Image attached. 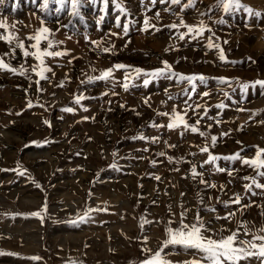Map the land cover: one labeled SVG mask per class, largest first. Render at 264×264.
Segmentation results:
<instances>
[{
	"label": "rangeland",
	"instance_id": "374dc122",
	"mask_svg": "<svg viewBox=\"0 0 264 264\" xmlns=\"http://www.w3.org/2000/svg\"><path fill=\"white\" fill-rule=\"evenodd\" d=\"M241 3L261 15L225 13L217 0H78L75 10L72 0H0L7 26L0 35L17 38L0 40V59L28 69H0V264H140L164 247L169 227L194 223L197 215L219 234L241 221L261 234L264 187L256 185H264V168L241 160L204 164L208 153L200 152L212 136L213 155L253 159L264 149V89L251 86L264 80V0ZM181 20L202 22L205 31L180 40L187 29L169 25ZM41 28L49 29L48 50L65 54L44 58L52 71L37 85L31 67L39 62L23 51H34L28 37ZM164 62L170 72L150 75ZM109 68V78L89 82ZM200 75L205 80H195L194 90L180 79ZM126 93L130 100L122 99ZM156 95L174 107L165 109ZM78 96L84 99L76 104ZM68 107L73 111L62 110ZM174 111L186 112L189 124L199 120L206 135L183 125L169 129ZM193 165L201 174L195 178ZM236 196L240 204L232 203ZM229 212L231 220L216 219ZM161 254L171 264L199 259L179 246Z\"/></svg>",
	"mask_w": 264,
	"mask_h": 264
},
{
	"label": "snow or ice",
	"instance_id": "6c2138e0",
	"mask_svg": "<svg viewBox=\"0 0 264 264\" xmlns=\"http://www.w3.org/2000/svg\"><path fill=\"white\" fill-rule=\"evenodd\" d=\"M153 3H155V0H152ZM165 0H161V3H164ZM172 3L176 4L179 3L180 0H171ZM191 3V0H189ZM78 0H72V5L73 9L75 10L77 6ZM217 4L219 7L223 9L225 13H230V12H235L237 10L243 9L246 11L249 15H256L259 16L261 15L258 12H254L251 8H249L247 5H244L241 3V0H217ZM158 15V14H157ZM224 21H220V23H223ZM145 30L148 28V20L145 19ZM7 26L0 22V28H6ZM170 28L172 29H177L178 27H184L187 29L186 33H180L178 38L180 40L185 39L186 35H191L193 39H195L197 36H200L203 34L205 31V26L201 22V24L197 27L195 25H189L186 24L183 20L180 21V24H171L169 25ZM210 31V29H208ZM124 31L127 32L128 28L127 26H124ZM49 29L47 28H41L37 33L34 35L28 37L30 41H34L30 45L31 49H34V51H27L25 49V44L22 41H18L16 43V47L24 50L23 55L25 57L32 56L35 58L36 61L39 63L31 67V71L35 72V74L39 77L38 80L35 81L37 85L40 84L42 80H47L48 77L45 75L47 72H51L52 69L49 67L44 66V58L49 57V56H61L64 55L65 53L62 52H53L49 51L52 47V42L48 40V34ZM14 39H17L16 37L12 36L11 33L8 35H0V40H5L8 43H11ZM46 41V47L42 48L41 47V42ZM208 48H213L214 45L209 39L208 43ZM216 47H219L216 45ZM105 52H108L109 49L105 48ZM221 60H224L225 57L223 55V52L221 50V54L219 57ZM165 67L163 69L156 70L155 72L151 73L150 75L154 77H159L164 75L165 69H167L169 72L171 71V66L168 65L167 62H164ZM115 68L117 69H122L125 68V65L123 64H117L115 65ZM0 69H8L12 73L16 74L18 73L19 75H26L28 69H25L23 65L20 66V68H15V67H9V64L5 63L2 59H0ZM137 73H140L142 70L141 69H135ZM112 74V68H109L105 71H103L98 77H89V82H92L93 79L95 80H106L109 78ZM127 78V77H126ZM181 80H187L190 84H193V90L195 89L194 81L195 80H200L204 81L205 77L203 75L200 76H180ZM148 80H145L144 83L145 85L148 84ZM221 82L223 81V78H221ZM259 85L262 89H264V80H256L252 82V87H255ZM63 86V84L59 85ZM125 89H127L128 85H124ZM244 89H247L250 87L249 84H243L241 86ZM39 91H42V89H38ZM203 95H208V93H204ZM84 99L83 96H78L75 99V103L79 104L81 100ZM31 102H29V107H31ZM199 107V106H197ZM219 107H223V105H219ZM65 112H72L73 109L68 107L62 109ZM87 111V109H85ZM187 113L185 112L184 115H181L178 112H173L171 118H170V123L167 125L169 129H173L176 127H179L180 125H183L185 130H190L192 133H199L200 136H205L206 133L203 131H200L197 125H199V120L196 121L195 124H189L185 120V115ZM161 115H168L167 113H161ZM85 119H88L85 117ZM47 123V122H45ZM155 126V125H154ZM224 135H227L225 133ZM140 139H145L143 136L140 137ZM157 138H152L153 142H155ZM211 140V145H205L204 147L200 148V152L202 153H208V158L207 160L204 161V164H210L214 163L217 160H231V161H236V160H241L243 164L249 165L253 168L256 169H261L264 168V149L257 148L255 158L253 159H244L240 156L239 153H236L231 156H217L213 155L209 151L210 146H215L217 143V137L212 136L210 138ZM174 147V146H173ZM147 149H145L146 151ZM159 155L163 156L165 153L161 152ZM172 158L169 157V160ZM155 163V161H153ZM203 167V164L201 165ZM218 171H224L222 168H218ZM22 174V173H21ZM191 174L193 178H195L198 175H201L200 173L197 172L196 166L193 165L191 167ZM231 175V172L228 173ZM260 175H264V173H260ZM157 180L160 179V177H156ZM245 179H248L245 177ZM201 183H206V181L201 180ZM209 187L215 188L216 185H208ZM257 187H264V185L257 184ZM225 206H228L229 202H223ZM232 203L235 204H240V197L236 196L235 199L232 201ZM250 205H242L241 210L245 207H249ZM211 211H215V209H211ZM264 214V213H262ZM32 215H40L39 212L37 213H32ZM181 216H184V213H181ZM235 216V212H229L227 213L224 217H219L217 216L216 219H224V220H231L232 217ZM150 223L149 221H143L141 224V227H144V224ZM241 229H245L243 232ZM223 231H229L227 229H221V233ZM259 232L261 233L260 235H257L255 233H252L250 230H247V222L246 221H241L235 230H230L228 235H223L216 233L215 230L211 229L208 225L204 223L202 218L197 215L195 217V222L191 224H186L183 222V219L180 222V225L176 229H172L169 227L167 229V236L168 238L164 241V247L161 248L160 251H156L154 254L145 257L140 264H171L169 260L166 259L165 256H162V252L164 248H167L168 246H179L185 250H192L195 254L199 255V259H191L184 261L183 264H240L241 261H247L252 257L257 258L260 261V264H264V227H261L259 229ZM206 233H208L206 235ZM251 236V239L245 240L242 239L241 236ZM259 242V243H258ZM146 251L151 252L150 249H146ZM32 259H38V257H32Z\"/></svg>",
	"mask_w": 264,
	"mask_h": 264
},
{
	"label": "bare ground",
	"instance_id": "6f19581e",
	"mask_svg": "<svg viewBox=\"0 0 264 264\" xmlns=\"http://www.w3.org/2000/svg\"><path fill=\"white\" fill-rule=\"evenodd\" d=\"M153 97V99H157L156 101L159 103V104H161V105H163L164 106V108L166 109V108H172V107H174L172 104H170L169 103V101H164L163 100V98H162V96L161 95H156V96H152ZM152 97H148V99H146V101H143V102H149V100L152 98ZM132 98V96H131V94H127L126 93V95H123V100H130ZM138 103V102H137ZM136 105H138V104H136ZM139 106V105H138Z\"/></svg>",
	"mask_w": 264,
	"mask_h": 264
}]
</instances>
